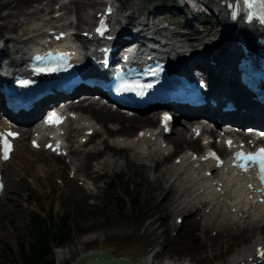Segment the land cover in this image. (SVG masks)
<instances>
[{"label": "rangeland", "instance_id": "obj_1", "mask_svg": "<svg viewBox=\"0 0 264 264\" xmlns=\"http://www.w3.org/2000/svg\"><path fill=\"white\" fill-rule=\"evenodd\" d=\"M1 1L3 0H0V3ZM141 1L143 5L139 0L138 7L139 9L142 7L141 10L149 11L154 7V2L146 4V0ZM207 1L213 3V0ZM177 2L180 3V0ZM53 6L56 4L53 3ZM10 7L12 8V4L5 8L0 7V10L4 8L5 12L10 15L12 11ZM101 7L102 3L85 10V13L91 17V24L96 11L101 10ZM130 7V3L126 1L122 13L129 12ZM171 10L175 12L174 9ZM173 12L167 11L164 15L171 17ZM20 17L22 16L18 15L15 18L5 19L0 11V34L11 36L16 33L9 29L6 23L17 21ZM216 20H210L207 23V28L211 30L210 34H206L208 38H212V34H217V37L221 36V26L216 23ZM91 24L78 23L76 27L79 31H84L88 30ZM205 32L203 30L201 34ZM200 37L199 34L198 39L194 38L193 42H200ZM214 48L217 49V46ZM81 110L80 116L83 114L86 117L91 111L92 117L89 118H96L100 123L97 125L99 133L83 145L84 148L80 154L75 155L74 153L71 163L67 164L66 160L60 157L48 155V152L31 149L29 147L30 136H23L19 140L16 152L4 170L5 192L0 198V264H19L21 262L20 244L23 249H27L33 242L29 229V211L31 210L42 215L50 211L56 221L62 214L68 213L70 216L69 240L61 246H54L52 243L50 255L46 257L53 259L55 264H71L80 254L99 250L114 255H125V258L132 260H141L148 252L158 251L156 258L158 264L166 262L170 264H223L248 242L249 237L257 234L255 231L241 229L242 226L239 225L243 239L231 236L234 232L231 229L229 231L220 226L219 229L217 226L205 227V214L198 215V217L193 215L191 218L190 212H186L183 222L178 225L176 217L182 216L183 213L175 208L178 203L174 202L176 193L168 204L162 202L163 190L168 187L169 182L173 181L172 174H162L165 178L161 185L163 190L157 195L149 192L157 175L165 166L171 164V160L166 161L163 158L164 163L154 167L155 159L159 156L154 157V160L152 158L147 160L140 156L134 157L130 151L116 153V146L110 144H107L109 152L104 159L108 163L94 164L92 160H97L100 155L97 157L86 155L87 149L91 147L99 149L102 144L98 142H106V129L119 127L123 134L133 137L137 129L149 125L156 126L157 122L146 120L133 125L130 121L117 118L116 114L102 111L96 113L92 108ZM182 123L185 125V122L177 121L174 124V130L183 126ZM186 127H189V124ZM187 132L189 136V129ZM74 134L73 140L76 141L81 130L76 129ZM169 139L175 152H182L192 147L200 148L198 141L192 145L186 144V140H175L173 135H170ZM71 167L75 169L76 177L68 176ZM99 169L106 173L95 189L88 188L85 183H83L84 186L79 185V177L82 178L83 175L93 177ZM111 182H116L121 187L125 183L129 185L128 195L131 202L135 200V207L127 204L123 210L114 208V198L108 194V185ZM175 188L177 189V186ZM134 193H137L136 199ZM58 250L65 252L67 256L65 260H58Z\"/></svg>", "mask_w": 264, "mask_h": 264}, {"label": "bare ground", "instance_id": "obj_2", "mask_svg": "<svg viewBox=\"0 0 264 264\" xmlns=\"http://www.w3.org/2000/svg\"><path fill=\"white\" fill-rule=\"evenodd\" d=\"M5 5L12 4V9L10 15L9 13L5 15V19L8 18H15L18 15H21L22 18L17 19V21H14L12 23H8L7 26L13 30L17 31V37H11L12 39H19L22 35H28L26 40L33 41V38H38L39 35L44 31L46 28L50 29L53 28L54 22L59 21L60 19H55L53 16H49V13L52 12V3L55 0H3ZM104 0H60V8L56 11L61 12V19H68L73 14L76 17V23H84L86 25L91 24V17L89 14L85 13V10L88 8H93L97 4H101ZM136 3L133 4V6L130 9V12L125 14L123 16V19L127 23L132 22L135 19L136 12H138V9L136 8ZM89 10V9H88ZM218 10V9H217ZM219 11V10H218ZM9 15L7 18L6 16ZM219 26L221 25V14L219 13L217 17ZM71 23H73V20H71ZM241 26V25H240ZM255 27H259L260 31L263 32V29H261L258 25H253ZM223 27V25H222ZM162 31H165V36L167 38H170V41L167 43L168 46L165 48L166 54L169 61H175L177 60L176 67H180L181 65L188 67L190 71L193 70L195 59L193 57L199 55L202 56L203 53L206 54L209 51L217 52L214 49V41L218 40V37L214 34H212V38H204L206 37V34H200L198 32H189L187 34L186 39L184 40V37L182 34H176L173 35L172 32L167 31L164 26L161 27ZM197 30V29H195ZM252 26H247L242 29V33L245 34L247 37L250 32H253ZM220 32L222 33V37L228 39L230 37V30H226L225 28H221ZM197 33V34H196ZM207 33L209 31L207 30ZM196 34V35H195ZM201 35L199 40L202 38L200 42H193V39H198V35ZM217 37V38H216ZM26 49L25 47H19L17 48L16 53L14 54L15 57L20 58L25 54ZM192 52L194 54L192 55ZM233 52L231 51L228 53V57L230 58L232 56ZM221 59H224L225 56H220ZM222 64H219L220 67ZM16 66V65H15ZM221 68V67H220ZM231 92V90H229ZM81 109H90L92 108L96 113L100 111H104L107 113H112L109 109H102L100 107H96L95 104L89 103L88 105H79ZM250 113L253 115L250 118H256L257 121L264 123V112L261 110H258V112H255L257 109L253 105H249ZM91 113V111H89ZM177 115V114H176ZM249 115V114H248ZM117 118L121 120H127L130 121L131 124L135 125L138 122H141L143 120H148L150 117L149 115H138L133 117H125L124 115H118ZM90 119L88 117H78L76 120V128H81V134L78 138H81L83 136L84 129H87L88 127H81V124H87ZM253 120V119H251ZM178 119L176 118V122ZM175 122V123H176ZM186 123H189V121H183ZM90 123V122H89ZM179 123L180 120H179ZM183 126H181L179 129L173 131V138L177 141L179 140H186V144H192L194 145L195 140L192 138V131L190 132V136L187 137V129L184 123H182ZM178 128V127H176ZM28 130V129H27ZM153 131V130H151ZM26 132V131H24ZM112 132V131H110ZM19 140V139H18ZM17 140V141H18ZM181 140V141H182ZM16 141V143H17ZM125 143L127 147L131 149H135L137 147H140L144 152H164L168 149L167 142L164 148L158 150L157 148H151L150 145H148L146 148L149 149V151H146L144 146L146 145V142L142 139L137 140H116L115 144H121ZM18 146V145H17ZM151 148V149H150ZM15 150H13L14 152ZM78 152L81 151L80 148L77 150ZM135 154L139 155L140 151L136 150ZM165 171H168L169 173L172 172L174 176V180L172 182H169V185L166 189L163 190L162 188V181L165 179L162 176V171L157 175L155 178V182L151 184V188H149V192H152L151 194L157 195L159 191L163 190V198L162 202L169 203L171 199L173 198V195L176 193V200L174 202H178L175 205V208L177 211H183L185 210V206L181 204V201L183 198L188 197H194L201 199L202 202L205 201V199H210L209 201H213L214 199H218L222 196L221 203L218 205L219 201L217 202V207L213 208L212 211L210 210V214L206 216V219L208 221V225L210 224H216L220 225V227H225V229H231V231H234L231 233V236H237L242 237L243 233L240 231L239 225H235L236 223L242 224L244 229H247L249 231H255L257 234L251 236L248 238V242L245 243L242 248L237 251L236 253L232 254L226 263L223 264H248L251 262H255L257 260H260L255 254H256V247L259 246L260 249L264 250V212L263 209L252 205L250 202H247L243 195V190L239 183L237 182V179L234 178V175L231 170H229L227 173L223 172L220 178L218 179L223 183V189L224 193L223 195H215L209 184L203 179L202 175L200 173L191 172L188 167H186L185 164H177V165H169L167 167H164ZM176 183H179V186L183 188V191H178L175 186ZM179 188V187H178ZM180 190V188H179ZM166 191V192H164ZM193 198V199H194ZM233 209V211H232ZM221 219L220 221L223 223H217L214 220ZM232 221V222H229ZM239 232V233H238ZM237 234V235H235ZM230 236V235H229ZM243 239V237H242ZM246 239V238H245ZM85 241V240H84ZM83 244V243H82ZM100 251V250H99ZM88 253V252H87ZM126 253V252H125ZM112 254V253H111ZM158 251L157 252H148L141 260L144 263L147 264H158L156 263V258L158 257ZM58 260L63 261L67 257L65 252L62 250L57 251ZM114 255V254H112ZM124 255V254H123ZM114 256H120L125 257L121 255H114ZM139 256V254H138ZM140 257V256H139ZM127 258V257H126ZM137 258V257H136ZM130 259V258H128ZM132 260V259H130ZM259 262V261H258ZM257 262V263H258ZM163 264H170V263H163ZM219 264V263H218ZM264 264V263H263Z\"/></svg>", "mask_w": 264, "mask_h": 264}, {"label": "trees", "instance_id": "obj_3", "mask_svg": "<svg viewBox=\"0 0 264 264\" xmlns=\"http://www.w3.org/2000/svg\"><path fill=\"white\" fill-rule=\"evenodd\" d=\"M114 208L122 209L124 202L119 198L114 191ZM125 194H129V186L126 185ZM136 196V195H135ZM133 201V206H135ZM69 215L62 214L59 220L56 221L51 212L47 217H41L35 213H29V229L31 230L32 243L27 249L21 248V262L19 264H55L53 259H47L50 255L51 243L56 246H61L66 243L70 237V228L68 225Z\"/></svg>", "mask_w": 264, "mask_h": 264}, {"label": "snow or ice", "instance_id": "obj_4", "mask_svg": "<svg viewBox=\"0 0 264 264\" xmlns=\"http://www.w3.org/2000/svg\"><path fill=\"white\" fill-rule=\"evenodd\" d=\"M50 123H59L60 118L56 116V114H53V117L49 120ZM14 135V134H10ZM229 146H232V142L228 141ZM4 158H8V150L10 148V145L8 144L7 139L4 140ZM218 159V158H217ZM237 163V167H240L242 170L247 171L249 165L251 164H258L260 169V179L261 182H264V148L259 149L257 152H251V153H245L243 151L237 152L235 155Z\"/></svg>", "mask_w": 264, "mask_h": 264}, {"label": "water", "instance_id": "obj_5", "mask_svg": "<svg viewBox=\"0 0 264 264\" xmlns=\"http://www.w3.org/2000/svg\"><path fill=\"white\" fill-rule=\"evenodd\" d=\"M71 264H147L139 260L114 256L106 251H89L79 255Z\"/></svg>", "mask_w": 264, "mask_h": 264}]
</instances>
